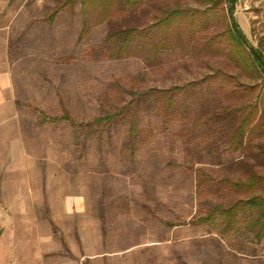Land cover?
I'll return each mask as SVG.
<instances>
[{"label": "rangeland", "instance_id": "obj_1", "mask_svg": "<svg viewBox=\"0 0 264 264\" xmlns=\"http://www.w3.org/2000/svg\"><path fill=\"white\" fill-rule=\"evenodd\" d=\"M61 1L0 0V264H264L249 216L223 234L193 224L214 205L264 195L262 185L228 182L246 181L252 168L264 176L260 149L229 159L220 144L230 126L202 119L222 106L264 109V75L231 60L220 36L227 3L145 0L108 18L95 8L79 40V3L48 19ZM173 8L206 10L208 27L173 30L182 41L149 63L112 56L107 34L144 29ZM234 18L264 52V0H239ZM131 91L153 96L130 104ZM253 143L264 147V134Z\"/></svg>", "mask_w": 264, "mask_h": 264}, {"label": "trees", "instance_id": "obj_2", "mask_svg": "<svg viewBox=\"0 0 264 264\" xmlns=\"http://www.w3.org/2000/svg\"><path fill=\"white\" fill-rule=\"evenodd\" d=\"M144 1L145 0H64L58 4L48 19L53 21L61 8L79 3L82 15V28L79 35V40H81L88 32L87 13L89 10L99 8L104 18H108L112 15V8L114 7V10L128 9L133 11ZM201 1L216 4V0ZM224 1L227 3L229 23L225 33L220 36L224 35L230 45V50L227 53L228 57L243 68L253 69L256 76L260 77V74L264 75V52L261 49H256L258 55H255L247 47L240 36L242 30L239 28L234 18V11L239 0ZM205 11L206 10L200 11L191 8L169 9L164 12L162 17L158 18L157 21L149 24L144 29L134 25H128L110 32L105 37L104 43H115V51L112 53L114 58H128L139 55L142 57L145 56L144 59L149 63L150 60L158 58L161 52L167 50L171 46L174 38L182 41V37L178 35L181 33L178 32L173 36L175 33L173 30L186 29L185 35H189L191 33H196L198 28L203 30L206 29L209 23ZM150 35L153 36L149 38ZM154 38L155 40L157 38V41L154 42L153 45L150 43V48L145 46L149 43L148 40H154ZM139 51H142V53H138ZM144 51H148L149 53L145 54ZM253 88L254 87L251 89L253 90ZM208 89L209 86L206 87L205 91ZM169 91H171V89H164L157 91V93L163 94ZM152 92L153 91H131L130 95L133 99L130 101V104H133L136 100L151 98L150 96H153L151 95ZM172 109L173 96L170 95L167 99L166 110L169 112ZM126 111L127 108L123 106L120 112L99 116L95 118L92 123H109ZM201 113L203 116L202 119L204 118L206 123L212 120L215 121V124L221 122L224 123V125L230 126L227 129L228 134L220 144V146L224 147V154L227 155L226 157L229 159L243 158L249 154L254 157L255 154L253 150L255 148L260 149V154L264 155V147L253 143L258 133L264 134V109L259 110V106L256 102H250L247 105L238 107L222 106L213 112L202 111ZM61 118L69 119L70 117L66 114ZM136 125L135 119H132L130 123V132L132 134L135 133ZM212 150L220 154L218 147H213ZM256 157L257 156H255V158ZM197 172L201 175H205L204 171L201 169H197ZM249 172L250 175L246 181L228 182L236 189L246 188L254 190L262 185L260 191L264 192V176L259 175L254 168L250 169ZM246 215L249 216L246 228L254 234V238L257 242H260L264 238V195L262 194H251L248 198L237 199L227 207L223 205H214L205 216L194 220L193 224H216L219 227V232L223 234L236 227L240 216L242 218ZM168 225L173 226V223H169Z\"/></svg>", "mask_w": 264, "mask_h": 264}, {"label": "water", "instance_id": "obj_3", "mask_svg": "<svg viewBox=\"0 0 264 264\" xmlns=\"http://www.w3.org/2000/svg\"><path fill=\"white\" fill-rule=\"evenodd\" d=\"M234 21V18H233ZM239 29V28H237ZM240 36L242 38V40L244 41V43L247 45V47L255 54L258 55L256 49L249 43L248 39L244 36V34L242 32H240Z\"/></svg>", "mask_w": 264, "mask_h": 264}]
</instances>
